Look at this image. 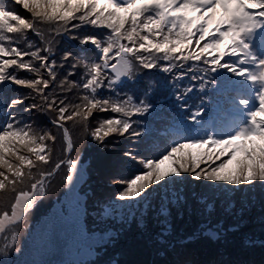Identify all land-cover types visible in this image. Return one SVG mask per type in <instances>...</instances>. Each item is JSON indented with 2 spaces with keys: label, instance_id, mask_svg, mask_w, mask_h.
I'll return each mask as SVG.
<instances>
[{
  "label": "snow or ice",
  "instance_id": "6c2138e0",
  "mask_svg": "<svg viewBox=\"0 0 264 264\" xmlns=\"http://www.w3.org/2000/svg\"><path fill=\"white\" fill-rule=\"evenodd\" d=\"M16 6L30 16L18 14ZM86 25L105 29L106 34L87 31ZM69 32H75L71 39L82 46L80 59L70 65L83 68L79 81L69 79L77 75L75 71L57 72L73 57L71 51L63 53L59 65L50 58L57 37ZM29 33L39 38V45ZM186 65L193 81L217 73L213 79L235 86L233 104L238 101L243 107H234L230 122L218 129H184L194 135L173 140L155 158L125 152L142 168L114 181L123 186L118 200L140 198L153 185L184 174L233 186L264 183V0H0V86L11 82L30 90L9 98V90L0 88V99L10 110L0 124V237L9 241L0 252L6 255L8 247L16 244L18 227L45 195L47 178L66 164L70 174L65 179L71 184L77 170L70 158L45 169L52 163L58 137L24 122L16 110L54 113L51 124L61 133L62 151L70 153L74 145L66 126L69 122L87 130L94 112L119 114L100 118L92 128V138L103 141L113 134L129 133L131 117L152 106L144 99L137 103L132 95L125 99L101 96L98 90L105 82L113 89L124 83L122 78L133 79L140 68L165 73L179 69L175 79H182ZM19 72L32 75L21 77ZM73 90L84 94L70 98ZM192 90L188 87L185 92ZM200 114L197 109L191 119Z\"/></svg>",
  "mask_w": 264,
  "mask_h": 264
},
{
  "label": "rangeland",
  "instance_id": "374dc122",
  "mask_svg": "<svg viewBox=\"0 0 264 264\" xmlns=\"http://www.w3.org/2000/svg\"><path fill=\"white\" fill-rule=\"evenodd\" d=\"M16 7L26 11L22 6ZM25 15L30 16L26 12ZM56 60L59 65L61 59ZM57 70L63 73L66 68ZM176 71L179 74L181 70ZM28 75L32 74L22 77ZM225 76L239 79L231 73ZM183 81L146 77L148 95H153L147 96V100ZM29 91L24 88L18 95H27ZM214 91L221 96L214 97L209 105L218 107L232 98L229 105L243 107L238 101L234 105L235 98L230 97L237 95L235 86L224 81ZM68 95L76 97L75 90ZM29 102L26 100L25 105ZM28 114L34 128L50 130L58 137L52 163L44 166L50 170L57 160L67 157L62 151L61 133L51 124L55 114L38 110ZM107 117L94 112L87 130L79 125L73 127L71 122L66 125L74 145L68 158L77 164L73 181L66 182L70 174L67 165L47 178L45 195L19 225L16 244L8 247L6 255L0 252V264H264V183L233 186L184 174L153 185L140 198L118 200L123 186L114 181L130 177L134 165L138 168L139 164L124 155L131 152L133 140L127 142L131 132L123 136L113 134L103 141L92 138V128L100 118ZM216 121L221 123L220 118ZM214 122L213 116L208 118L209 131L221 127ZM152 129L150 123L140 127L142 134H153ZM121 155L125 165H115ZM8 243L0 237V250Z\"/></svg>",
  "mask_w": 264,
  "mask_h": 264
},
{
  "label": "trees",
  "instance_id": "16d2710c",
  "mask_svg": "<svg viewBox=\"0 0 264 264\" xmlns=\"http://www.w3.org/2000/svg\"><path fill=\"white\" fill-rule=\"evenodd\" d=\"M25 12L24 11L22 12L21 9L18 10V14H25ZM73 22L78 23V21H73ZM85 28L87 31L90 32H94L97 34H106V30L102 28H96L91 25H86ZM70 35L71 33L69 32L63 36L57 37V42L55 43L57 47L54 49L53 56L50 58L57 59L59 57L61 59L62 55L60 56L56 54H58L60 51L63 52V50L71 51L73 53V57L65 63L66 70L64 72L67 73L68 71H75L77 75L75 77H70L69 79H75L79 81L80 80L79 74L83 72V68L78 66L76 69H71L70 65L76 62L74 59L77 60L80 59L82 55L81 54L82 46L79 45L78 42H74L71 39ZM29 37H33V40L39 43V38L35 37L34 34L29 33ZM83 55L87 56L88 54L84 53ZM160 63L163 65L166 64L167 62L165 63L164 61H161ZM192 63H193L192 61L188 62L189 65ZM199 66L205 67V65L203 64H200ZM186 67L183 70L185 72V75L182 78V80L184 81L181 85L175 87L168 85L173 89L164 93H158L156 97L149 100H147V96L152 97L153 95H148L149 85L146 83V77L150 75H155L160 80L162 79L179 80V79H175V77L178 74L177 73L178 71L174 70L171 73H165L161 71L159 68H153V69L140 68L139 72L134 76L133 79L129 80L127 78H122V80H124V83H117L116 85L113 86V89H108L106 86L107 82H105V87L98 90L101 96L105 98L112 97L113 99H115L119 97L120 99H125L128 95H132L137 103L139 102L140 99H144L147 103H150L152 105L151 108H149V110L146 113L142 115L136 114L131 117V122L133 126L132 129L129 130V132L132 131L141 132L140 127L146 125L147 123H150L153 126L152 129L153 134L145 133V134H141L140 136L128 137L127 142L133 140L132 142L130 141L131 143L130 150L132 154L136 155L138 158H155L159 156L161 153H164L166 147L170 145L173 140H179L181 139V137L184 136L190 137L194 135V133L184 131V129H201L203 126H205L203 129H207L206 122L208 118H211L212 116H213V120L216 121L217 118H220L221 121V123H217L216 121L215 126L218 124L221 126H225L230 122L231 120L230 114L234 109L233 106L229 105V102H231L232 98H229L228 101H225L224 104L218 107H215L214 105H209L208 103L209 101H212L214 97L221 96L220 94L214 91V87L217 84H220L224 81L219 79H213L214 77H216L214 73H209L207 76H204V81H201L200 79L193 81L191 79L193 73L187 72ZM64 72L61 74H64ZM221 72L223 75L227 74L225 70H221ZM18 75L22 77L23 75H25V73L20 72L18 73ZM197 75L203 76L204 74L197 73ZM27 77H30V75H28ZM202 82H204L203 90H201L200 88V84ZM188 87H191L193 90L189 93H186L185 89ZM0 88L9 90L7 93L9 98L13 96H19L18 94L22 93L24 90L23 87L14 85L11 82H6L4 85L0 86ZM75 92H76V96L84 94L83 90H75ZM233 96L234 95L230 97ZM70 97H73V95H71ZM177 97H179V99ZM73 98H75V96ZM22 107L23 106H21V108ZM197 109L200 110L201 114L200 116L196 117L195 120H192L191 116ZM9 111L10 110L4 106L2 99H0V124H3L4 121L8 119L5 113ZM225 111H227L229 114H226ZM16 112L17 115L22 116L24 122L31 124V120L28 112L24 113L21 111V109H17ZM100 115L103 116V113H100ZM105 115L109 117V116H118L119 114L109 112V113H105ZM44 119L48 120L47 118ZM68 157L69 155L67 154L66 158ZM124 158L125 157L123 155H121L120 157L118 156L116 158L115 165L118 166L125 165ZM226 158L227 157H224L222 159H226ZM219 162L220 161H217V163ZM136 164L138 165L137 162ZM141 168L142 166L140 167V165L138 168H136V166L134 165L135 171L130 172V175L134 173H138L141 170ZM255 183L259 184L258 181ZM185 247L189 249L187 245ZM190 249L194 251L193 248L190 247Z\"/></svg>",
  "mask_w": 264,
  "mask_h": 264
},
{
  "label": "water",
  "instance_id": "95a60500",
  "mask_svg": "<svg viewBox=\"0 0 264 264\" xmlns=\"http://www.w3.org/2000/svg\"><path fill=\"white\" fill-rule=\"evenodd\" d=\"M68 155L70 154V153H67Z\"/></svg>",
  "mask_w": 264,
  "mask_h": 264
}]
</instances>
